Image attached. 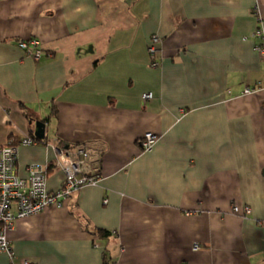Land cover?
I'll use <instances>...</instances> for the list:
<instances>
[{
  "label": "crops",
  "instance_id": "obj_1",
  "mask_svg": "<svg viewBox=\"0 0 264 264\" xmlns=\"http://www.w3.org/2000/svg\"><path fill=\"white\" fill-rule=\"evenodd\" d=\"M258 45L264 0H0V144L45 123L18 172L47 165L55 190L57 149H101L98 183L16 218L0 264H264Z\"/></svg>",
  "mask_w": 264,
  "mask_h": 264
},
{
  "label": "built area",
  "instance_id": "obj_2",
  "mask_svg": "<svg viewBox=\"0 0 264 264\" xmlns=\"http://www.w3.org/2000/svg\"><path fill=\"white\" fill-rule=\"evenodd\" d=\"M260 33L258 30L257 34ZM159 41L160 38L153 34L148 45L152 66L159 63L156 57ZM18 45L32 51L37 58L41 56L42 50L38 47L39 41L36 39L19 40ZM256 48L259 52L264 51L263 45ZM245 91H248V88ZM151 96L150 92L142 94L143 98ZM140 141L143 150H150L156 136L152 132H145ZM34 142L29 136L20 139L22 144ZM16 152L15 144H0V250L7 252L11 259L14 252L6 233L12 228L16 218L39 213L49 206H61L74 191L83 186L95 185L100 179L99 175L91 172V163L99 159L101 149L89 142L77 144L73 151L57 149L55 165L64 173V181L55 190L47 189V171L42 164H29L25 174H20L16 167ZM20 264L36 263L22 259Z\"/></svg>",
  "mask_w": 264,
  "mask_h": 264
},
{
  "label": "water",
  "instance_id": "obj_3",
  "mask_svg": "<svg viewBox=\"0 0 264 264\" xmlns=\"http://www.w3.org/2000/svg\"><path fill=\"white\" fill-rule=\"evenodd\" d=\"M45 133V123L42 121H35V126L33 130V134L36 138L42 139L44 138Z\"/></svg>",
  "mask_w": 264,
  "mask_h": 264
},
{
  "label": "trees",
  "instance_id": "obj_4",
  "mask_svg": "<svg viewBox=\"0 0 264 264\" xmlns=\"http://www.w3.org/2000/svg\"><path fill=\"white\" fill-rule=\"evenodd\" d=\"M16 142H20V139H14V140H12V141H10V142H8V143H11V144H15Z\"/></svg>",
  "mask_w": 264,
  "mask_h": 264
},
{
  "label": "bare ground",
  "instance_id": "obj_5",
  "mask_svg": "<svg viewBox=\"0 0 264 264\" xmlns=\"http://www.w3.org/2000/svg\"><path fill=\"white\" fill-rule=\"evenodd\" d=\"M32 139H34V141H36V139H35V137L33 138V137H31ZM45 166V165H44ZM45 169H46V171L48 170V167H47V165L45 166ZM47 189H48V187H47ZM49 190V189H48Z\"/></svg>",
  "mask_w": 264,
  "mask_h": 264
},
{
  "label": "rangeland",
  "instance_id": "obj_6",
  "mask_svg": "<svg viewBox=\"0 0 264 264\" xmlns=\"http://www.w3.org/2000/svg\"><path fill=\"white\" fill-rule=\"evenodd\" d=\"M30 138H31V136H29ZM77 191V190H76ZM76 191H74V192H76Z\"/></svg>",
  "mask_w": 264,
  "mask_h": 264
}]
</instances>
